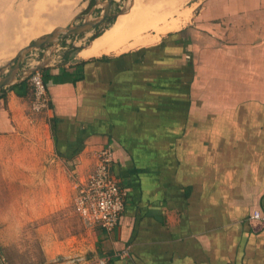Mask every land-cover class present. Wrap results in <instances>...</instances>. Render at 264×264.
Masks as SVG:
<instances>
[{"label": "crops", "instance_id": "0c3cea01", "mask_svg": "<svg viewBox=\"0 0 264 264\" xmlns=\"http://www.w3.org/2000/svg\"><path fill=\"white\" fill-rule=\"evenodd\" d=\"M69 1L67 25L86 3ZM177 1L172 19L188 20ZM175 25L96 56L82 52L98 37L62 59L57 49L43 70L48 108L28 110L26 81L2 88L0 134L31 122L27 108L62 163L89 173L111 147L125 208L112 233L86 228L112 264H264V221L253 217L264 216V0H200Z\"/></svg>", "mask_w": 264, "mask_h": 264}, {"label": "rangeland", "instance_id": "374dc122", "mask_svg": "<svg viewBox=\"0 0 264 264\" xmlns=\"http://www.w3.org/2000/svg\"><path fill=\"white\" fill-rule=\"evenodd\" d=\"M33 1L9 0L1 7L0 22L12 21L7 25L8 28L0 23V67L9 62L21 48L49 33L44 30L34 35L26 33V23L32 12L29 4ZM160 1L163 0L141 2L148 8H154ZM199 2L186 0L180 10L191 11L188 20L178 16L159 20L160 27L165 26L160 30L159 27L154 28L157 25L154 17L151 22L155 26L143 31L136 42L129 41L126 49L155 43L161 36L175 31L169 29L172 23H177V29H181L189 22ZM85 5L76 7V12L79 13ZM40 17L41 22L51 24L52 28L66 26L72 18L68 16L66 20H54L49 12ZM107 26L80 36L66 37L58 49L62 54L68 48L66 54L75 55L76 48L86 46ZM72 45L76 48L69 50ZM47 46L43 45L28 53L21 69L39 60ZM6 74L7 70L3 76ZM28 110L26 108L25 114L29 115L31 122L18 130L0 134V260L3 264H98L97 260L101 256L97 252L95 236L92 230L82 224L74 206L76 186L87 176V167H82L72 158L62 163L52 157L43 123L38 115H32Z\"/></svg>", "mask_w": 264, "mask_h": 264}, {"label": "built area", "instance_id": "2783aa9c", "mask_svg": "<svg viewBox=\"0 0 264 264\" xmlns=\"http://www.w3.org/2000/svg\"><path fill=\"white\" fill-rule=\"evenodd\" d=\"M31 90L29 110L33 114L42 113L48 108L49 97L41 71L33 72L27 78ZM113 151L109 146L101 147L95 154L92 170L76 186L74 206L78 216L87 228H100L104 233H112L118 226L125 208L127 194L119 185L112 171ZM253 217L264 221L258 211ZM124 253L115 257H122ZM98 264H112L109 257L98 258Z\"/></svg>", "mask_w": 264, "mask_h": 264}, {"label": "bare ground", "instance_id": "6f19581e", "mask_svg": "<svg viewBox=\"0 0 264 264\" xmlns=\"http://www.w3.org/2000/svg\"><path fill=\"white\" fill-rule=\"evenodd\" d=\"M5 1L6 0H0V3L4 4ZM141 1L142 0H135V4L132 7V10L124 16H118L119 18L116 20L113 27L110 30H107L100 37H98L93 42L91 48L82 52V56L86 58L90 56L99 55L102 51L112 52L119 50L120 48H124L120 46L126 44V42L129 40H133V42H136L143 31L147 29L149 30V28H153L155 26V23L151 22V20H154V17V21H157V25L160 23L158 22L159 20H163L165 18L171 19L172 13H174V11L176 10V4H179L177 0H169L167 2L164 1L165 4L159 2L155 5L154 8H148L144 6L145 4L142 5ZM7 2H9V0ZM72 4L73 3L69 0H63L60 5H57V0H35L29 7L32 12L30 14V19L28 20L29 22L26 23V26H28L26 29V33L34 35L42 30L50 33L53 30L52 26H50L51 24L49 25L41 22L40 16L49 12V16H51L54 20L55 18L60 17L61 14V19H65L69 14ZM154 12L161 14H157L156 16V13ZM157 25L154 28H157ZM175 26V23H172L170 25V28H174ZM145 42L146 40L143 42V44Z\"/></svg>", "mask_w": 264, "mask_h": 264}, {"label": "water", "instance_id": "95a60500", "mask_svg": "<svg viewBox=\"0 0 264 264\" xmlns=\"http://www.w3.org/2000/svg\"><path fill=\"white\" fill-rule=\"evenodd\" d=\"M112 1L113 0H106L104 2V11L101 16L91 20L90 13L85 17V21L83 23L77 25H68L64 27H55L47 35L37 38L29 45L21 48L11 61L0 69V91L2 88L11 86L14 82L17 83L25 81L35 71L44 70L46 68L45 65H47L49 59L55 56L60 42L66 37L75 36L87 32L95 25L101 23L102 20L109 15V8ZM131 7L132 4L130 6L128 5L126 9L121 10L119 13H117L116 17L128 13ZM96 37H94L93 39H95ZM43 45L48 46L45 47V51L42 53L41 58L37 60L34 65H29L26 69H21V65H23V63L25 62L27 54L34 49H40ZM6 70L7 74L3 76V73Z\"/></svg>", "mask_w": 264, "mask_h": 264}, {"label": "flooded vegetation", "instance_id": "af4514ba", "mask_svg": "<svg viewBox=\"0 0 264 264\" xmlns=\"http://www.w3.org/2000/svg\"><path fill=\"white\" fill-rule=\"evenodd\" d=\"M105 1L106 0H86V6H85L84 10L82 11V13H80L78 15V17L71 24L77 25V23H80V24L83 23L85 21V18L81 19V17H83V15L88 14V13H91L90 14L91 20L101 16L103 14V11H104V2ZM128 2H129V0H113L111 2L110 8H109V15L106 16L102 20L101 23H99L98 25H95L90 30L98 29L100 27L108 25L107 27L104 28V29H107L115 21L116 14L119 13L121 10H124L127 8L128 4H129ZM113 16H115V17H113ZM89 31H87V32H89ZM84 33H86V32H84ZM84 33H81V34L75 35V36H80ZM75 48H76V46L72 45L69 50H72ZM75 50L77 51L78 49L76 48ZM66 53H68V48H66L64 50V52L61 54V59H62L63 54L66 55ZM25 81L27 82V79ZM15 83L16 82H14L13 84H15Z\"/></svg>", "mask_w": 264, "mask_h": 264}, {"label": "trees", "instance_id": "16d2710c", "mask_svg": "<svg viewBox=\"0 0 264 264\" xmlns=\"http://www.w3.org/2000/svg\"><path fill=\"white\" fill-rule=\"evenodd\" d=\"M41 73H42V78H43V82H44L45 75L43 73V70H41ZM19 95L23 96V94H20V92H19Z\"/></svg>", "mask_w": 264, "mask_h": 264}]
</instances>
